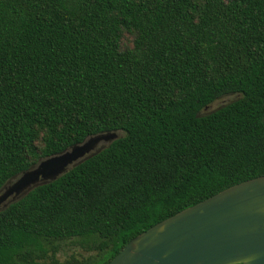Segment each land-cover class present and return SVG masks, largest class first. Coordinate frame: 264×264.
Listing matches in <instances>:
<instances>
[{"label": "trees", "instance_id": "trees-1", "mask_svg": "<svg viewBox=\"0 0 264 264\" xmlns=\"http://www.w3.org/2000/svg\"><path fill=\"white\" fill-rule=\"evenodd\" d=\"M263 116L264 0H0V188L120 132L0 208V264H106L157 221L264 174ZM71 238L97 253L56 259Z\"/></svg>", "mask_w": 264, "mask_h": 264}, {"label": "water", "instance_id": "water-1", "mask_svg": "<svg viewBox=\"0 0 264 264\" xmlns=\"http://www.w3.org/2000/svg\"><path fill=\"white\" fill-rule=\"evenodd\" d=\"M264 120V116H263ZM118 135H91L0 188L3 206L53 180ZM106 264H264V174L229 185L131 237Z\"/></svg>", "mask_w": 264, "mask_h": 264}, {"label": "rangeland", "instance_id": "rangeland-1", "mask_svg": "<svg viewBox=\"0 0 264 264\" xmlns=\"http://www.w3.org/2000/svg\"><path fill=\"white\" fill-rule=\"evenodd\" d=\"M234 98L233 94H227L216 98L210 104H208L202 111H210L217 106L230 101ZM117 135L120 132H116ZM56 252L54 253V257L58 260H65L70 258L76 259H84L87 257L94 256L97 251L94 249V245L91 243H84L80 241L78 238H71L62 240L56 243Z\"/></svg>", "mask_w": 264, "mask_h": 264}, {"label": "flooded vegetation", "instance_id": "flooded-vegetation-1", "mask_svg": "<svg viewBox=\"0 0 264 264\" xmlns=\"http://www.w3.org/2000/svg\"><path fill=\"white\" fill-rule=\"evenodd\" d=\"M4 201L0 203V208L3 207Z\"/></svg>", "mask_w": 264, "mask_h": 264}]
</instances>
